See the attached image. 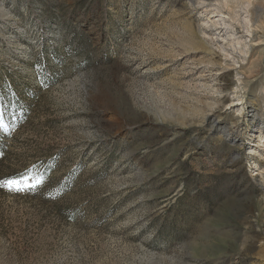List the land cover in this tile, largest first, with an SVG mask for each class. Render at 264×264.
Segmentation results:
<instances>
[{
    "label": "rangeland",
    "instance_id": "374dc122",
    "mask_svg": "<svg viewBox=\"0 0 264 264\" xmlns=\"http://www.w3.org/2000/svg\"><path fill=\"white\" fill-rule=\"evenodd\" d=\"M257 1L0 0V264H264Z\"/></svg>",
    "mask_w": 264,
    "mask_h": 264
},
{
    "label": "bare ground",
    "instance_id": "6f19581e",
    "mask_svg": "<svg viewBox=\"0 0 264 264\" xmlns=\"http://www.w3.org/2000/svg\"><path fill=\"white\" fill-rule=\"evenodd\" d=\"M248 2L250 1V0H247ZM254 3V2H253ZM255 8H257V9H255V10H253V12H257V11H259L258 13V15H259V21L261 22L260 24H262V28L264 29V5H263V3H261V2H259V0L255 3ZM261 10V11H260ZM252 15V14H251ZM256 16V15H255ZM255 18V17H254ZM256 20V19H255ZM258 20V19H257ZM227 24H229L228 22H226ZM261 27V26H260ZM240 41L241 40H238L237 42H236V44H234L233 43V45L234 46H237L238 44H240ZM101 99H103V98H101ZM102 102L104 103V104H107V101H106V99H103L102 100Z\"/></svg>",
    "mask_w": 264,
    "mask_h": 264
},
{
    "label": "snow or ice",
    "instance_id": "6c2138e0",
    "mask_svg": "<svg viewBox=\"0 0 264 264\" xmlns=\"http://www.w3.org/2000/svg\"><path fill=\"white\" fill-rule=\"evenodd\" d=\"M14 183H15L14 181H8V182H7L8 185H13ZM16 190L19 191V190H22V189L17 188Z\"/></svg>",
    "mask_w": 264,
    "mask_h": 264
}]
</instances>
